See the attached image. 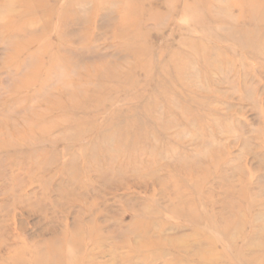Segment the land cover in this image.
<instances>
[{"label": "rangeland", "instance_id": "1", "mask_svg": "<svg viewBox=\"0 0 264 264\" xmlns=\"http://www.w3.org/2000/svg\"><path fill=\"white\" fill-rule=\"evenodd\" d=\"M0 264H264V0H0Z\"/></svg>", "mask_w": 264, "mask_h": 264}]
</instances>
